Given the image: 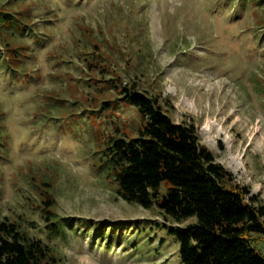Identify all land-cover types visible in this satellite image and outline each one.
<instances>
[{"label": "rangeland", "instance_id": "1", "mask_svg": "<svg viewBox=\"0 0 264 264\" xmlns=\"http://www.w3.org/2000/svg\"><path fill=\"white\" fill-rule=\"evenodd\" d=\"M3 16L22 29L0 21V58L14 49L27 77L0 65V218L46 240L50 199L59 264H180L157 208L119 198L102 165L140 122L110 78L159 95L264 201V0H0Z\"/></svg>", "mask_w": 264, "mask_h": 264}, {"label": "trees", "instance_id": "2", "mask_svg": "<svg viewBox=\"0 0 264 264\" xmlns=\"http://www.w3.org/2000/svg\"><path fill=\"white\" fill-rule=\"evenodd\" d=\"M0 21L18 33L22 29L18 19L3 16ZM4 32L0 29V44L8 46ZM15 52L7 49L0 65L7 75L24 79L27 72H20L21 59ZM104 85L133 107L140 121L131 136L110 137L103 151L102 165L112 176L115 194L141 208H157L180 264H264V255L254 244V235L264 239V201L249 196L248 186L236 183L232 173L215 161L199 142L192 122H174L165 113L159 95L150 96L117 77ZM102 105L113 107L106 101ZM43 202L46 240L0 218V264H59V248L52 241H66L61 236L64 218L49 210L50 199Z\"/></svg>", "mask_w": 264, "mask_h": 264}]
</instances>
